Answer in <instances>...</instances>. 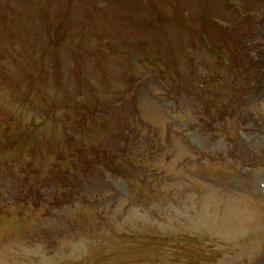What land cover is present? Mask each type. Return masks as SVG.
<instances>
[{
	"label": "rangeland",
	"instance_id": "rangeland-1",
	"mask_svg": "<svg viewBox=\"0 0 264 264\" xmlns=\"http://www.w3.org/2000/svg\"><path fill=\"white\" fill-rule=\"evenodd\" d=\"M261 181L264 0H0V264H264Z\"/></svg>",
	"mask_w": 264,
	"mask_h": 264
},
{
	"label": "trees",
	"instance_id": "trees-1",
	"mask_svg": "<svg viewBox=\"0 0 264 264\" xmlns=\"http://www.w3.org/2000/svg\"><path fill=\"white\" fill-rule=\"evenodd\" d=\"M233 46H234L233 49L238 48L236 45H233ZM241 46H243V45H241ZM242 50H245V49H242Z\"/></svg>",
	"mask_w": 264,
	"mask_h": 264
}]
</instances>
